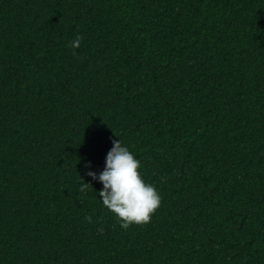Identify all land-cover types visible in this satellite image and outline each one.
Wrapping results in <instances>:
<instances>
[{"label": "trees", "instance_id": "1", "mask_svg": "<svg viewBox=\"0 0 264 264\" xmlns=\"http://www.w3.org/2000/svg\"><path fill=\"white\" fill-rule=\"evenodd\" d=\"M113 139L146 225L86 175ZM0 264H264V0H0Z\"/></svg>", "mask_w": 264, "mask_h": 264}, {"label": "clouds", "instance_id": "2", "mask_svg": "<svg viewBox=\"0 0 264 264\" xmlns=\"http://www.w3.org/2000/svg\"><path fill=\"white\" fill-rule=\"evenodd\" d=\"M83 38L77 34L69 41L68 46L71 49L79 48ZM90 166V162L84 165L86 169ZM140 166V161L129 147L119 139H113L112 147L105 157L103 170L99 174L86 172L92 180H98L102 184V189L99 190L100 200L125 230L133 224L142 226L149 223L162 200L155 186L147 183L140 175ZM89 188H92V185L83 180L79 192L86 194ZM85 220L92 223L91 216H86ZM97 231L103 234L104 229L101 227Z\"/></svg>", "mask_w": 264, "mask_h": 264}]
</instances>
